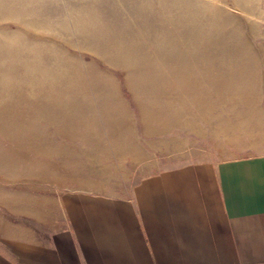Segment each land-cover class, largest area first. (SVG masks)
<instances>
[{"label":"rangeland","instance_id":"obj_1","mask_svg":"<svg viewBox=\"0 0 264 264\" xmlns=\"http://www.w3.org/2000/svg\"><path fill=\"white\" fill-rule=\"evenodd\" d=\"M263 149L264 0H0V231Z\"/></svg>","mask_w":264,"mask_h":264},{"label":"crops","instance_id":"obj_2","mask_svg":"<svg viewBox=\"0 0 264 264\" xmlns=\"http://www.w3.org/2000/svg\"><path fill=\"white\" fill-rule=\"evenodd\" d=\"M63 204L66 224L47 239L0 231V264H264V149L159 171L123 197L67 192Z\"/></svg>","mask_w":264,"mask_h":264}]
</instances>
